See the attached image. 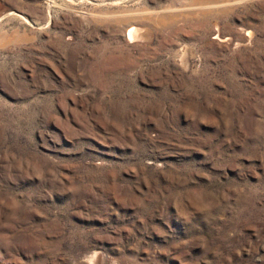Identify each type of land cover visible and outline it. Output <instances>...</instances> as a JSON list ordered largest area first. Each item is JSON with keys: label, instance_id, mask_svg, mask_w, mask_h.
Returning a JSON list of instances; mask_svg holds the SVG:
<instances>
[{"label": "rangeland", "instance_id": "obj_1", "mask_svg": "<svg viewBox=\"0 0 264 264\" xmlns=\"http://www.w3.org/2000/svg\"><path fill=\"white\" fill-rule=\"evenodd\" d=\"M0 264H264V0H0Z\"/></svg>", "mask_w": 264, "mask_h": 264}, {"label": "bare ground", "instance_id": "obj_2", "mask_svg": "<svg viewBox=\"0 0 264 264\" xmlns=\"http://www.w3.org/2000/svg\"><path fill=\"white\" fill-rule=\"evenodd\" d=\"M92 260V259H91Z\"/></svg>", "mask_w": 264, "mask_h": 264}]
</instances>
